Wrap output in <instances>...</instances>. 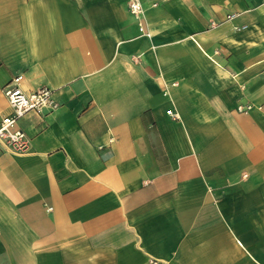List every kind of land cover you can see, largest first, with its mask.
<instances>
[{"label":"crops","instance_id":"obj_1","mask_svg":"<svg viewBox=\"0 0 264 264\" xmlns=\"http://www.w3.org/2000/svg\"><path fill=\"white\" fill-rule=\"evenodd\" d=\"M141 1L0 0V264H264V0Z\"/></svg>","mask_w":264,"mask_h":264},{"label":"built area","instance_id":"obj_2","mask_svg":"<svg viewBox=\"0 0 264 264\" xmlns=\"http://www.w3.org/2000/svg\"><path fill=\"white\" fill-rule=\"evenodd\" d=\"M156 5V3H153ZM128 9L138 21L140 33L149 35L141 0H128ZM236 13H231L232 18ZM22 74L14 75L4 86L3 92L9 105V112L0 118V156L5 152L25 153L29 148V139L25 131L18 126V120L27 113L42 114L44 110H53L58 102L53 89L43 85L27 91L21 85ZM250 105L236 106L237 111H245ZM171 113V109L166 110ZM175 116V113H171Z\"/></svg>","mask_w":264,"mask_h":264}]
</instances>
